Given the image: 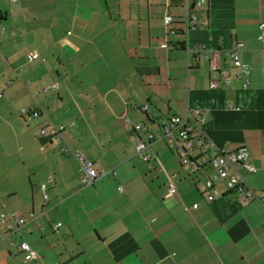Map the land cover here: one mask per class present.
<instances>
[{
  "label": "crops",
  "instance_id": "crops-1",
  "mask_svg": "<svg viewBox=\"0 0 264 264\" xmlns=\"http://www.w3.org/2000/svg\"><path fill=\"white\" fill-rule=\"evenodd\" d=\"M199 1L0 0V264H264V198L246 206L217 183L210 203L214 171L191 175L165 140L146 162L122 119L159 134L163 119L203 112L212 145L248 148L245 179L264 193V0ZM236 41L248 87L222 57L230 84L211 90L213 54ZM60 126L62 140L38 137ZM67 148L106 175L84 185Z\"/></svg>",
  "mask_w": 264,
  "mask_h": 264
},
{
  "label": "built area",
  "instance_id": "built-area-1",
  "mask_svg": "<svg viewBox=\"0 0 264 264\" xmlns=\"http://www.w3.org/2000/svg\"><path fill=\"white\" fill-rule=\"evenodd\" d=\"M204 0H200L197 5L202 6ZM165 25L169 28L173 24L174 20L171 16H166L164 19ZM196 17H188L186 24L188 29L197 26ZM259 35L258 40L264 47V23H260L258 26ZM4 31V29H2ZM175 33V31H172ZM244 45L240 41H236L234 49L225 52H215L212 56V64L210 66V89L217 90L221 85H229L230 80L228 74L223 72L221 59L226 57L230 61L232 69L238 71V78L244 81V86L248 87L247 79L251 75L250 67L242 58ZM202 50L201 47H197L196 51ZM39 57L37 52L31 54V59L35 60ZM224 73V74H223ZM54 89L58 90L59 85H54ZM143 112L148 110V106H144L141 109ZM23 114H31V118H39L40 113L32 109V112L23 110ZM204 113L197 111L195 113H189L186 118L180 116H171L163 119L160 125V133L155 132V128L152 125L147 124H134L132 120L123 116V122L126 127L133 128L136 133H142V138H132V142L135 144V150L138 155H142L146 162H151L156 159L155 154H145L152 148L159 140H165L168 147L175 152L179 157L182 166L188 169L191 175H195L202 170H212L215 175L213 178H209L205 181L206 198L212 203L224 192L217 186V183H221L224 186L225 192L236 193L244 205H250L255 201H262L264 193H260L253 189L245 179L244 173L255 174L257 173L256 167L251 163L250 152L247 147L239 148L233 152H226L221 148L212 145L211 139L207 131L203 128ZM198 117L197 122L191 121L192 117ZM65 127H53L49 130H42L38 137L52 136L58 140L63 139ZM67 150H70L67 148ZM73 156L79 161L83 172V184H93L99 178L106 175L104 171H98L95 168L93 162L86 160L80 154L71 151ZM45 189V187H44ZM119 191H123L122 187H119ZM169 196H174L177 193L175 184L170 181L168 187ZM197 206L192 208L185 207V211L189 212L192 209H196ZM9 217L17 225L16 232H20L23 225L26 224V220L13 213ZM60 225H54L53 229L58 231ZM10 231L13 230V226L8 227ZM21 250L27 255L26 262L31 263L37 259V255L32 251L28 243L21 245Z\"/></svg>",
  "mask_w": 264,
  "mask_h": 264
},
{
  "label": "trees",
  "instance_id": "trees-1",
  "mask_svg": "<svg viewBox=\"0 0 264 264\" xmlns=\"http://www.w3.org/2000/svg\"><path fill=\"white\" fill-rule=\"evenodd\" d=\"M2 18V15H0V19Z\"/></svg>",
  "mask_w": 264,
  "mask_h": 264
}]
</instances>
